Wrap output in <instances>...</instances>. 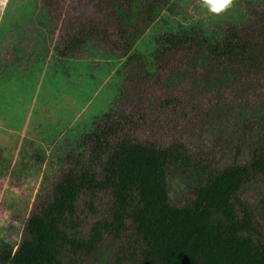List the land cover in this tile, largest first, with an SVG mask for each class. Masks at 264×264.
I'll list each match as a JSON object with an SVG mask.
<instances>
[{"label": "trees", "instance_id": "trees-1", "mask_svg": "<svg viewBox=\"0 0 264 264\" xmlns=\"http://www.w3.org/2000/svg\"><path fill=\"white\" fill-rule=\"evenodd\" d=\"M171 1L94 0L96 15L60 20L54 50L126 55ZM63 2L42 0L58 19ZM158 44L152 69L130 68L126 89L132 77L151 78L164 96L125 89L94 120L19 243L2 242L0 264H88L108 247L113 264H264V5L219 39L191 27ZM214 129L225 142L209 155L195 150L194 136L215 140ZM172 178L188 190L183 203L170 199Z\"/></svg>", "mask_w": 264, "mask_h": 264}, {"label": "rangeland", "instance_id": "rangeland-1", "mask_svg": "<svg viewBox=\"0 0 264 264\" xmlns=\"http://www.w3.org/2000/svg\"><path fill=\"white\" fill-rule=\"evenodd\" d=\"M260 5L264 0H236L219 18L207 15L198 0H172L128 54L89 47L70 58L54 50L60 20L68 14L96 15L94 0H64L60 19L42 0H7L0 6V246L19 243L34 205L65 168L66 156L94 120L120 104L129 69H152L163 34L195 27L207 39H219L227 24L241 25L250 7ZM136 79L126 90L137 86L150 99L164 96L151 78ZM214 130L215 140L205 130L194 136V149L209 155L225 142V133ZM169 195L175 204L183 203L189 196L184 181L172 178ZM103 252L88 264H113L111 249Z\"/></svg>", "mask_w": 264, "mask_h": 264}, {"label": "clouds", "instance_id": "clouds-1", "mask_svg": "<svg viewBox=\"0 0 264 264\" xmlns=\"http://www.w3.org/2000/svg\"><path fill=\"white\" fill-rule=\"evenodd\" d=\"M7 0H0L3 6ZM199 7L206 10L207 15L222 18L236 5V0H198Z\"/></svg>", "mask_w": 264, "mask_h": 264}]
</instances>
